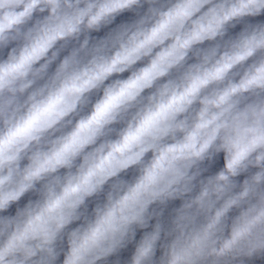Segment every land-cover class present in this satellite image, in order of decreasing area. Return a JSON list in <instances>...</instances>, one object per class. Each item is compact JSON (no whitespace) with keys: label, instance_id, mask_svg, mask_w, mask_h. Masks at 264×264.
<instances>
[{"label":"clouds","instance_id":"9594fccd","mask_svg":"<svg viewBox=\"0 0 264 264\" xmlns=\"http://www.w3.org/2000/svg\"><path fill=\"white\" fill-rule=\"evenodd\" d=\"M0 264H264V0H0Z\"/></svg>","mask_w":264,"mask_h":264}]
</instances>
